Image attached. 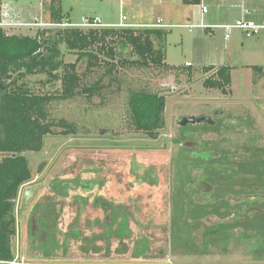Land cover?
<instances>
[{"label":"rangeland","instance_id":"1","mask_svg":"<svg viewBox=\"0 0 264 264\" xmlns=\"http://www.w3.org/2000/svg\"><path fill=\"white\" fill-rule=\"evenodd\" d=\"M49 1L45 0L44 4ZM155 1L65 0L63 8L74 24L81 22L85 11H97L94 16L113 23H120L125 16L128 23L138 25L154 24L160 19L174 26L196 24L179 18L170 19L155 5ZM0 2L10 6V11H19L21 14H16L24 24L47 22L46 15L41 14L43 0ZM38 29L24 25L6 30L9 35L34 37ZM165 31L164 42L157 39L154 42L156 48L164 46L166 64L173 70L152 66L141 69L131 65L123 67L116 61V69L108 76L110 66L107 62L111 64L113 61L104 53L98 55V68L90 69L86 59L78 63L77 72L83 85L90 86L106 75L102 83L105 88L92 99L78 96L53 104L50 107L51 119L74 125L76 133L63 135L64 129L55 127V134L45 139L41 152L24 154L30 162L33 180L21 188L16 202L18 234L13 244L15 264H264V257L256 255L261 253V243H258L261 241L257 234L264 238V230L257 233L253 230L260 226L257 225L258 217L243 224L242 229L246 230H236L237 220L241 218L237 217L236 211L230 213L221 209L222 212H219V206L223 204L220 192L214 194L217 207L199 209L193 199L198 192L191 188L202 176L221 178L219 186L221 182L226 186H220L223 195L247 194L244 190L234 192V189L236 186L246 188L263 183L260 174L264 173V167L261 169L254 162L240 165L239 161L264 162V31L247 37L241 30H234L230 40H226L222 29L207 31L171 27ZM61 48L65 63L77 61L76 53L70 52L64 45ZM125 56L127 60H133L128 54ZM205 67L216 69L206 73L203 70ZM221 67L231 68L232 84L227 95L204 86L205 81L213 78ZM40 82L45 83L46 77L30 78L31 87L36 91L61 90L60 83L51 86ZM142 89L164 95L167 100L166 126L156 140L131 127L129 97L131 92ZM190 117H208L211 123L181 125V119ZM202 149L216 155V165L191 158L193 151ZM223 153L229 161L227 174L221 171L224 165L219 158ZM2 158L0 154V160ZM41 164L43 168L38 172ZM72 180L75 183L77 180L90 181L93 185L88 192L83 191L81 184L78 190L69 187L68 197H52L58 194L57 184ZM153 182L155 186H152ZM26 192H29L27 197ZM77 195H83L88 201L77 200L76 211L73 212L68 205ZM48 196L58 207L63 202L67 204L56 227L59 244H65L66 232L73 225L86 228V235L89 236L102 234L95 222L100 220L102 223L107 213L93 205L95 199L126 205L129 209L127 226L132 233L122 242L112 240L109 252L103 249L93 256H83L80 244L71 239L66 254L59 260L39 255L43 254L42 251L51 250L35 249L26 242V238L31 216L37 212L35 219H38L41 212L37 207ZM181 213L184 214L182 219L177 216ZM176 219L181 225L187 222L186 226L179 225L175 229ZM224 223L231 239L221 241L217 246L208 245L211 254L203 255L201 242L208 237H203L206 235L204 227H217ZM215 229L218 235L226 236L225 229ZM180 233L182 240L177 238L175 241V235ZM19 238L23 240L24 249L23 255L17 257ZM143 240L149 241L150 252L138 258L134 251ZM191 240L197 244L196 254L181 248L183 241L191 248ZM99 245L105 246L102 241ZM123 245L128 246V251L123 252ZM61 250L57 249L63 253Z\"/></svg>","mask_w":264,"mask_h":264},{"label":"trees","instance_id":"2","mask_svg":"<svg viewBox=\"0 0 264 264\" xmlns=\"http://www.w3.org/2000/svg\"><path fill=\"white\" fill-rule=\"evenodd\" d=\"M44 1L43 12L47 17V24H71L63 13V0H50L48 4H44ZM184 3L198 4L199 0H184ZM165 37V30L150 28L109 27L87 30L74 27L39 28L34 37L9 35L7 30L0 28V154L3 155L0 160V262L12 263L16 258L13 250L14 239L18 234L16 202L21 188L33 180L30 162L24 154L26 152H41L45 145V139L55 134L53 130L55 127L64 129L63 135L76 133L74 125L67 124L63 120L57 122L51 119L50 107L57 102L69 101L78 96H87L92 99L95 95L101 94L105 88L102 83L106 75L90 86L83 85L82 77L77 72L78 63L86 59L90 69L98 68L100 65L98 55L104 53L110 61H113L111 64L107 62V65L110 66V70L107 72L108 76L116 69L114 63L116 61L123 67L131 65L141 69L152 66L173 70V67L166 64L164 46L156 48L154 42V39L164 42ZM63 45L67 50L78 55L75 63H65L64 52L61 48ZM127 54L133 60H127L128 57L125 56ZM215 69V67L203 68L206 73ZM255 71L262 70L256 69ZM34 76H45L46 82H40L43 85L55 86L60 83L61 90L56 89L53 92L45 93L42 90V92L36 91L30 84V78ZM231 84V68L221 67L217 69L213 78L205 81L204 86L208 89L220 90L227 95ZM166 105L167 100L164 95L143 89L131 92L128 101L131 127L148 138L156 140L159 132L166 126ZM210 181L215 185L219 183L218 179ZM81 184L83 191L88 192L93 182L77 180L75 183L72 180L57 184L58 194L52 197H68L69 187L78 190L77 187ZM155 185L156 183L152 186ZM75 197L68 205L69 210H73V212L76 211L75 202L77 200L88 201L83 195ZM65 205L67 204L63 202L58 207L48 196L37 207L41 212L38 217L41 229L55 238L57 249L61 248L63 252L59 253L56 249L55 253L42 251L43 254L39 255L59 260L66 254L65 251H67L71 239V241L80 244L79 249L83 256H93L101 253L103 249L109 252L111 239L122 241L132 233L125 221L120 223L117 228L112 229V225L104 221L101 223L99 220L95 224L102 230V234L89 236L86 235L88 231L86 228L84 230L81 225H73L66 232L65 244H59L56 227L58 221L61 220V213L66 210ZM93 205L97 206L98 203L94 202ZM201 208L203 207H199V209ZM117 216L118 213H115L113 221L117 220ZM177 216L182 219L184 214L181 213L180 216L179 214ZM184 223L181 225L176 219L175 229L179 228V225L186 226L187 222ZM226 226L224 223L217 227L225 229ZM237 226L244 227L239 224ZM217 227H204L206 235L202 236L208 237L201 242L204 248L201 252L203 255L211 254L207 249L208 245L217 246L216 244L219 242L231 239V235L226 233V229L224 232L226 236L225 234L218 235L215 229ZM175 236V241L177 238L182 240V233ZM101 241L105 244L104 248L99 245ZM192 242L193 240H191L192 247L189 248L190 245L183 241L181 248L196 254L198 252L197 244ZM149 246V241H140L136 245L135 256L138 258L146 256L150 252ZM174 246L176 247V243ZM122 247L124 248L123 252L128 251V246L123 245Z\"/></svg>","mask_w":264,"mask_h":264},{"label":"flooded vegetation","instance_id":"3","mask_svg":"<svg viewBox=\"0 0 264 264\" xmlns=\"http://www.w3.org/2000/svg\"><path fill=\"white\" fill-rule=\"evenodd\" d=\"M194 152H207L210 154H213V158L206 161L207 164H210V162H213L214 165H216L215 162V158L216 155L211 151L208 152L207 150L202 149L201 151H193L191 154H193ZM259 152V151H258ZM192 158V156H191ZM220 161H222V164L224 165V167L221 169V171H225V174H227L228 169H227V164H228V157L226 155V153H223L220 156ZM254 161H248L246 163H244L243 161H239L238 163L240 165H244V164H248L249 162L251 164H253L252 162H254L255 165L259 166L261 169L264 167V162H255ZM237 163V164H238ZM212 165V166H214ZM215 168V167H213ZM239 170V168H238ZM259 172H261V170H259ZM264 172V171H263ZM224 174V173H223ZM221 174L220 176L222 177ZM260 176H262V179H260L259 181H263L264 183V173L260 174ZM209 178V179H208ZM236 178L238 179V176H236ZM210 176L205 178V176H202L198 182L191 187L193 191L198 192V194H195L193 199L195 201V203H197L198 208L199 207H203L205 209L210 208V207H217L216 205V201H215V193L217 191V193L220 192L219 196L222 197L221 198V202L223 203L222 206H219V212H222V210L224 209V212L228 211V212H237L239 218V221L237 220V223L239 225H243L245 223H247L248 218L255 220L256 217H258L259 222L257 223V225L260 224V226L256 227V229H253L256 233L258 231L264 230V186L263 183H255L253 185H251L250 187H242V186H236L234 189V192H239L240 190H244L247 192V194H237V193H233V195H231L230 193H227L225 195L221 194L222 193V188L220 186H223L224 188H226L225 184L221 182V185L219 186L220 183H218L217 185L219 186V188L217 189V185L213 184L211 181ZM219 182L222 181L221 178L218 179ZM200 183H205L206 185V191L202 192L200 189H197V185ZM217 189V190H216ZM199 197H204V198H208L210 201L208 203H200L198 202V198ZM95 202L98 203V207L101 208L105 213H107V217L105 218L104 222L112 225V229L117 228V226L122 223V222H126L128 224V212L129 209L126 205H116L114 204L113 200L110 201H106L104 199H95ZM244 205V206H243ZM189 207H193V206H189ZM202 208V209H203ZM222 209V210H221ZM115 213H118L117 216V220L113 221L114 215ZM121 213L123 214L121 216ZM36 217V213H34L31 218H30V229L28 230V236L26 238V242H28V244H31V247H34L35 249L41 250L43 248L47 249V250H51V252L49 253H55L57 252V244L55 242V238L48 234L45 230L41 229V225L40 222L38 221V219H35ZM99 221V220H97ZM32 227H34V232L35 234L32 235ZM237 229L240 230H244L245 228L242 229V227L238 226ZM47 233L48 236H42L43 233ZM257 237H260V241L258 243H261V253H257V256H261L264 257V238L261 237V234H257ZM30 236V237H29ZM30 238V239H29ZM112 241V239H111ZM122 242V241H120ZM27 244V245H28ZM18 248H17V255L22 256L23 255V240L21 238H19L18 240Z\"/></svg>","mask_w":264,"mask_h":264},{"label":"crops","instance_id":"4","mask_svg":"<svg viewBox=\"0 0 264 264\" xmlns=\"http://www.w3.org/2000/svg\"><path fill=\"white\" fill-rule=\"evenodd\" d=\"M64 1L65 0H63L62 2L63 13H64V8H63ZM154 3L164 13H167L170 19L179 18L184 21L196 22V24L204 23L207 26L231 25L243 17L244 11L249 12V14L245 16L247 20L253 21L256 24L264 23V0H199L198 4H192V5L185 4L184 0H156ZM4 6H7V4L4 2H0L1 11L3 10ZM203 8H207L208 12L206 14L203 13ZM14 10L15 11L13 10L10 11V17H11L10 21L15 24H24L22 21H20V18L16 14V13L18 14L21 13H19V11H17L16 9ZM1 11H0V15H1ZM95 12L97 11L94 12L85 11L83 13L82 19L100 18L102 20V23L108 27H116L120 24V23L104 21L105 19L103 17L94 16ZM42 13L44 15L43 4H41V14ZM64 15L67 17L68 20L70 19V15L67 16L65 13ZM70 20L69 22H71V24H74ZM160 20L163 21V19ZM31 24L32 23L30 24L25 23L24 25H31Z\"/></svg>","mask_w":264,"mask_h":264},{"label":"built area","instance_id":"5","mask_svg":"<svg viewBox=\"0 0 264 264\" xmlns=\"http://www.w3.org/2000/svg\"><path fill=\"white\" fill-rule=\"evenodd\" d=\"M208 12L207 8H203V13L206 14ZM248 11H244L243 13V18L238 20L236 23L231 24V25H223V26H207L204 23L200 24H195V25H190V26H182V25H168L165 24L164 21L158 20L154 24H149V25H138V24H132L128 23L127 17L123 16L121 19V22L117 28H137V27H143V28H150V29H169L171 27H177V28H190V29H203V30H214V29H222L225 31V38L226 40L231 39V35L234 30H241L243 34H245L247 37H253L259 35L262 31H264V23L263 24H256L253 21L247 20L245 18L246 15H248ZM10 8L8 6H4L3 10L1 11L0 15V28L11 30V28L15 27H21L24 26V24H15L10 21ZM27 26H35L40 29L44 28H52V27H61V28H68V27H74V28H81V29H92V28H109L108 26L104 25L102 23V20L100 18H83L81 23L79 24H69V23H64L60 25L56 24H47L45 22H37L31 25ZM188 66H191L190 63L187 64ZM17 257H20L17 255ZM7 264H15L14 262L12 263H7Z\"/></svg>","mask_w":264,"mask_h":264},{"label":"water","instance_id":"6","mask_svg":"<svg viewBox=\"0 0 264 264\" xmlns=\"http://www.w3.org/2000/svg\"><path fill=\"white\" fill-rule=\"evenodd\" d=\"M181 125L183 126H186L187 124L189 123H202V122H209L211 123V119L208 118V117H200V118H193V117H190V118H183L181 119ZM192 157L193 158H198V159H202L204 161H208L210 159L213 158V154H210V153H207V152H194L192 154ZM43 168V164H41V166L39 167V170L38 172H41ZM197 189H200L202 192H205L206 191V185L205 183H200L197 185L196 187ZM29 192H26V197L28 196ZM210 200L208 198H204V197H199L198 198V202L200 203H208ZM35 232H34V227H32V235H34ZM42 236H48L47 233H43ZM0 264H7V263H3V262H0Z\"/></svg>","mask_w":264,"mask_h":264}]
</instances>
